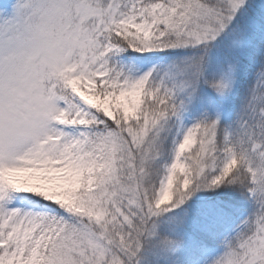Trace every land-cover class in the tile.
Returning <instances> with one entry per match:
<instances>
[{
    "label": "snow or ice",
    "instance_id": "1",
    "mask_svg": "<svg viewBox=\"0 0 264 264\" xmlns=\"http://www.w3.org/2000/svg\"><path fill=\"white\" fill-rule=\"evenodd\" d=\"M247 7L15 0L0 12V264H140L159 217L219 190L254 210L213 264H264V42L235 23ZM125 53L166 64L137 74ZM205 89L239 90L230 127L219 114L184 123Z\"/></svg>",
    "mask_w": 264,
    "mask_h": 264
},
{
    "label": "trees",
    "instance_id": "2",
    "mask_svg": "<svg viewBox=\"0 0 264 264\" xmlns=\"http://www.w3.org/2000/svg\"><path fill=\"white\" fill-rule=\"evenodd\" d=\"M235 23L242 28H248L250 44L259 47L264 42V0H248L247 10L240 14ZM223 42H227V37L223 38ZM179 55L181 54L174 53L169 59ZM149 59L148 56L141 57L125 53L122 61L130 65L135 73H138L149 62ZM165 64L166 58L163 56L159 65ZM243 86L242 80L240 89ZM238 98L239 90L227 98L220 117L222 126L230 127L234 123L238 112ZM185 117L184 113V123L191 125L193 122L188 123ZM248 209L247 198L231 190L196 193L180 208L165 213L156 220L157 235L154 239L145 242L140 254V264H158L172 251L182 249L185 240H196L194 249L200 253L214 249L217 241L235 225V222H231V220L239 212ZM164 238L178 241V246L176 244L162 245L161 241Z\"/></svg>",
    "mask_w": 264,
    "mask_h": 264
},
{
    "label": "rangeland",
    "instance_id": "3",
    "mask_svg": "<svg viewBox=\"0 0 264 264\" xmlns=\"http://www.w3.org/2000/svg\"><path fill=\"white\" fill-rule=\"evenodd\" d=\"M14 2L15 0H0V12H10ZM148 58H150L149 62L146 63L137 74H142L158 66L163 59V54L150 55ZM122 63L127 68L131 69L130 65L124 61H122ZM227 98H221L210 90L205 89L201 96L187 107L185 111L186 121L191 123L194 122V120L196 121L205 117L208 119H216L218 114L221 117ZM248 207V210L239 212L231 220V222H235V225L225 236L217 241L214 249H210L205 253H200L194 249L196 240H185L183 241L182 249L172 251L158 264H213V262L224 253L225 241L234 238L236 233L241 230V224L244 218L250 215L254 210L250 201H248Z\"/></svg>",
    "mask_w": 264,
    "mask_h": 264
}]
</instances>
